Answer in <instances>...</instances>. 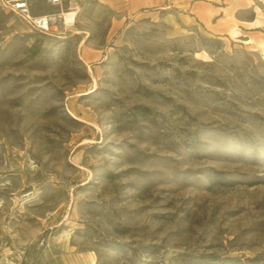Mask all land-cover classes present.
<instances>
[{
    "label": "rangeland",
    "instance_id": "1",
    "mask_svg": "<svg viewBox=\"0 0 264 264\" xmlns=\"http://www.w3.org/2000/svg\"><path fill=\"white\" fill-rule=\"evenodd\" d=\"M245 1L249 45L213 32L225 0H64L56 36L0 8V264H264V5Z\"/></svg>",
    "mask_w": 264,
    "mask_h": 264
},
{
    "label": "built area",
    "instance_id": "2",
    "mask_svg": "<svg viewBox=\"0 0 264 264\" xmlns=\"http://www.w3.org/2000/svg\"><path fill=\"white\" fill-rule=\"evenodd\" d=\"M43 2L57 8V12L33 14L32 5ZM64 0H0V8L19 18L27 27L41 35L56 36L74 27L77 13L70 7L63 8Z\"/></svg>",
    "mask_w": 264,
    "mask_h": 264
},
{
    "label": "crops",
    "instance_id": "3",
    "mask_svg": "<svg viewBox=\"0 0 264 264\" xmlns=\"http://www.w3.org/2000/svg\"><path fill=\"white\" fill-rule=\"evenodd\" d=\"M264 5V0H255ZM225 5L219 8L217 11H214L213 15L208 17L209 20L214 19L212 24L213 32L216 34H225L229 35L231 32L239 31L240 35L236 38L242 37L244 41L249 45L250 38L253 36V33L258 28L257 23H259V15L255 12V18L251 21L238 20L235 17V14L245 8L250 7L245 0H230L227 2L225 0ZM256 23V24H255Z\"/></svg>",
    "mask_w": 264,
    "mask_h": 264
},
{
    "label": "trees",
    "instance_id": "4",
    "mask_svg": "<svg viewBox=\"0 0 264 264\" xmlns=\"http://www.w3.org/2000/svg\"><path fill=\"white\" fill-rule=\"evenodd\" d=\"M204 42L207 44H210V43H214L215 44H219V41H214L213 39H204ZM219 176H222L220 173H217ZM212 180H215L218 184L220 185H223V186H229L232 184V182L230 181H227L226 179H224L223 177H216L215 179H212Z\"/></svg>",
    "mask_w": 264,
    "mask_h": 264
},
{
    "label": "bare ground",
    "instance_id": "5",
    "mask_svg": "<svg viewBox=\"0 0 264 264\" xmlns=\"http://www.w3.org/2000/svg\"><path fill=\"white\" fill-rule=\"evenodd\" d=\"M231 34H232L233 37H235V38L237 37V35H235L236 34L235 32H232ZM91 264H93V262Z\"/></svg>",
    "mask_w": 264,
    "mask_h": 264
}]
</instances>
